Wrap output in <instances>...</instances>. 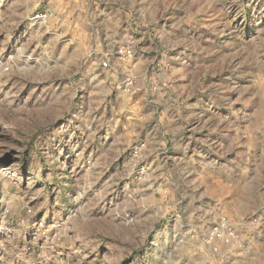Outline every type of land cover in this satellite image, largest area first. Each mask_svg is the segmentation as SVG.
<instances>
[{
  "label": "rangeland",
  "instance_id": "1",
  "mask_svg": "<svg viewBox=\"0 0 264 264\" xmlns=\"http://www.w3.org/2000/svg\"><path fill=\"white\" fill-rule=\"evenodd\" d=\"M0 264H264V0H0Z\"/></svg>",
  "mask_w": 264,
  "mask_h": 264
},
{
  "label": "crops",
  "instance_id": "2",
  "mask_svg": "<svg viewBox=\"0 0 264 264\" xmlns=\"http://www.w3.org/2000/svg\"><path fill=\"white\" fill-rule=\"evenodd\" d=\"M107 15H108V19L111 23L110 24L111 27L109 28V37H110V39L112 38L113 41H116L117 40L116 38L120 37V31H119L120 16L118 17L117 14L115 13V10H113V9H111ZM135 48H136V53H137V50H141L142 47L139 49V44L137 43L135 45ZM117 64H119V63L117 62L116 65ZM137 64H140V59L137 60ZM122 69H124V67ZM124 70L126 71L127 69L125 68Z\"/></svg>",
  "mask_w": 264,
  "mask_h": 264
},
{
  "label": "built area",
  "instance_id": "3",
  "mask_svg": "<svg viewBox=\"0 0 264 264\" xmlns=\"http://www.w3.org/2000/svg\"><path fill=\"white\" fill-rule=\"evenodd\" d=\"M111 61H112V58L108 56L107 59L103 61L102 65L104 67H110L111 66Z\"/></svg>",
  "mask_w": 264,
  "mask_h": 264
}]
</instances>
